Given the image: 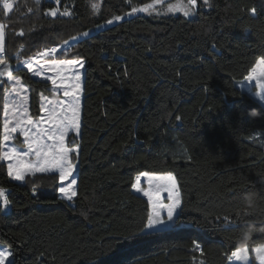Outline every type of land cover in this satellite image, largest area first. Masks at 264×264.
<instances>
[{
	"label": "trees",
	"instance_id": "1",
	"mask_svg": "<svg viewBox=\"0 0 264 264\" xmlns=\"http://www.w3.org/2000/svg\"><path fill=\"white\" fill-rule=\"evenodd\" d=\"M91 1L13 0L11 11L0 4L3 55L12 64L89 33L51 57L85 62L75 198H61L58 175L17 181L0 161L9 202L0 207V244L11 264H227L242 246L256 264L254 249L264 244V104L238 82L264 60V0H196L191 16L132 12L156 0H101L95 13ZM118 15L124 19L107 24ZM13 73L28 85L39 118L42 95L56 96L52 83L26 67ZM8 88L2 80L0 148ZM143 172L175 176L179 226L117 243L150 210L133 188ZM242 221L258 226L250 239L236 227Z\"/></svg>",
	"mask_w": 264,
	"mask_h": 264
},
{
	"label": "snow or ice",
	"instance_id": "2",
	"mask_svg": "<svg viewBox=\"0 0 264 264\" xmlns=\"http://www.w3.org/2000/svg\"><path fill=\"white\" fill-rule=\"evenodd\" d=\"M59 3V0H56ZM159 3V0H157ZM204 4H208V0H203ZM196 0H189L188 5L185 7V15L190 14ZM3 6L5 9L11 11L13 8L12 3L9 0H3ZM97 5L93 4V8ZM147 9L139 10L146 11ZM138 9L133 8L132 12H137ZM250 14L256 16L257 9L251 8ZM59 9L53 8L49 11L48 15L56 17ZM65 16H70V11L62 13ZM124 17L115 16L113 19L108 20L107 24L111 25L114 22L121 21ZM5 25L0 23V54L5 52L4 38H5ZM87 37L88 32L82 33ZM69 42L64 41L67 45ZM55 52L56 49H51ZM41 57L49 55L48 52H40ZM28 71L32 72V63L30 61H23ZM84 61L82 59L68 60L62 62V65H67L66 71L70 73L67 76H61V83L57 85V79L49 77L53 86H57L63 90L65 99L62 102H58L51 109L43 107L42 110L46 113V116H41L39 121L34 123L32 117L27 115V105L25 101L27 96L21 95L25 90L22 87H18L19 82L12 76L10 66L0 70V77H7L12 81L11 92L16 93L19 97L18 100L13 101L11 104L5 105V119L3 120V142H8L14 138V134L18 131L24 136V145L27 151H19L16 147H9L5 143L4 148H0V161H8L7 172L10 177L17 181H24L26 176H35L36 174H54L58 175L59 186L58 193L67 201H72L76 196L74 186L77 184L76 177L73 175L76 169V164L73 163L74 156L78 155L79 145L76 147H69L67 142L68 133L74 132L79 134L81 128V94H82V73L81 69L84 67ZM0 64H6V61L0 58ZM264 64V60L258 64V67ZM49 67H54V64H49ZM255 71V69H253ZM39 75V73H36ZM83 75H86V71ZM249 80L252 76L248 77ZM264 79V76L261 77ZM64 81H71L70 83H64ZM264 89V83L260 85ZM180 117H177L179 120ZM13 121L15 122L13 125ZM47 124L48 127H41V125ZM12 125V126H10ZM36 129L34 132L33 130ZM72 143H75L73 140ZM32 158L29 160V158ZM28 161V162H25ZM21 164L23 165L21 167ZM143 177L148 180L149 187L147 189L140 186V177L136 178V182L133 187L138 192H143L148 197V204L150 210L146 208V215L139 225V230L128 235H121L116 238L117 243H122L125 240L131 241L137 237H145L153 233H159L164 231L175 230L179 225V217L183 212V201L181 196L180 187L176 181V178L170 173L167 176H156L155 174L144 172L141 173ZM156 181V183H154ZM163 181L164 183H159ZM64 182H67L65 186ZM167 192V200L165 203L161 198V192ZM8 200L5 197V190L0 188V207H6ZM236 227L240 229H246L248 223L240 222L236 224ZM197 249L200 248L199 244H196ZM256 259L260 261V264H264V244L258 246L255 249ZM10 251H0V264H4V261L11 256ZM231 258L237 260H243L245 264H248V248L242 246L236 251L231 253ZM11 264V262H9Z\"/></svg>",
	"mask_w": 264,
	"mask_h": 264
},
{
	"label": "rangeland",
	"instance_id": "3",
	"mask_svg": "<svg viewBox=\"0 0 264 264\" xmlns=\"http://www.w3.org/2000/svg\"><path fill=\"white\" fill-rule=\"evenodd\" d=\"M12 1L13 0H11L10 3H13ZM188 3L189 2L187 0H159V3H157V0H156L153 3H150V4L146 5V6L138 8V11L136 13H141V14H145V15H154V16H163V15H166V14H169V13L185 14L184 9L188 5ZM93 4L97 5V7L93 8ZM90 5H91L92 9L94 10V12L97 13L99 11V9H100V6H101V0H92L90 2ZM143 9H147V10L146 11H139V10H143ZM7 11H9V10H7ZM192 13H193V11L190 14H188L187 16H191ZM0 23H2V22H0ZM114 23H117V22H114ZM84 37L85 36H83L82 34H80L78 36H75L74 38H72V39H70L68 41L69 43L67 45H65L63 43L61 46H59L58 48H55V49L57 51L60 48H66L68 46H71L74 43H77L79 40H81ZM4 42H5V38H4ZM44 52H48L49 55L41 57L38 54L35 57L28 58V59H23L18 64H12V63L7 62L4 59V55H3L4 53L0 54V58H2L3 60L6 61V64H0V70H3L5 67L10 66V70L12 71L13 78L19 82L18 87H22L25 90L23 93H21V95L27 96V100L25 101V103H26L27 109H28L27 115L30 116V117H32V115L30 113V89H29L28 85H26L19 76L15 75L13 73V70L16 67H20V66L26 67V65L23 63V61H30L32 63V68L34 69V71H32L31 74L35 78L51 82L49 77H54V78L57 79V85H59L61 83V81H60V77L61 76L70 75V73H68L66 71L67 65L65 64V65L61 66L62 62L68 61V60H57V59L51 58L54 55V53H55V52H52L51 49L50 50H46ZM262 60H263L262 58H260L258 60V62L256 63L255 67L253 68V69H255V71L252 70L250 72V74L246 78H244L243 80L239 81L238 82V86L244 92L250 94L251 96H253L254 98L258 99L259 101H261L264 104V89H262L260 87V85L262 83H264V79H261V77L264 76V64H261L258 67V64H260V62ZM49 64H54V67L50 68ZM36 73H39V75H36ZM81 73H82V94H81L80 119H81V128H82V107H83V98H84V75H83L84 74V67L81 69ZM249 76H252L251 80L248 79ZM2 80H6V82L9 84V88L7 89V92H6L5 105L6 104H11L13 101L18 100L19 97L17 96L16 93L11 92L12 81L9 80L6 76L5 77H0V83L2 82ZM70 82L71 81H64V83H66V84L70 83ZM52 91L54 92V94L56 96L49 97V96H46V95H42V102H41L42 103V108L43 107H47V108L51 109L55 104H57L58 102H62L65 99V97L63 95V90L59 89L57 86H53L52 85ZM41 116H46V113L43 110H42ZM39 118L32 117L33 122L34 123L38 122ZM14 123L15 122L13 121V125H14ZM10 126H12V125H10ZM41 127H48V125L47 124L41 125ZM81 128H80L79 134H76V133L71 132V131L68 133V136H67L66 139H67L69 147H74V148L76 147V145H77L76 142L72 143V141L73 140L76 141V139L79 138L80 133H81ZM33 131L35 132L36 129H34ZM71 135H73L74 137H73V139L71 141V144H69V139H70ZM24 140H25L24 136L18 131L17 133L14 134V138L12 140H10L8 142H3V148H4V150H7V148L5 147V143H6L7 146L16 147L21 152L27 151V148L24 145ZM31 159L32 158L30 157L29 160H31ZM4 162H6V164H8V161H4ZM25 162H28V161H25ZM73 163L76 164V169H75V172L73 173V175L76 177V180H77L78 163H77V161L75 159H73ZM22 166L23 165L21 164V167ZM152 174H155V173H152ZM168 174L169 173L155 174V175L156 176H167ZM170 174L172 176H174L172 173H170ZM138 176L140 178L143 177L141 174L137 175V177ZM146 180H147L146 177L140 179V186L145 188V189H147L149 187V185L147 184ZM135 182H136V179H135ZM64 184H65V186H67V182H64ZM74 189L76 191L77 184L74 186ZM134 191L136 193H138L139 195L145 197L148 200V197L145 196L143 192H138L135 188H134ZM167 197H168V193L161 192V198L163 199V201L165 203L169 202L167 200ZM61 198H63V197H61ZM68 202H72V201H68ZM255 249H254V253H255ZM0 251H10L11 252V250L9 249L8 246L2 245V244H0ZM255 255H256V253H255ZM248 256H249V252H248ZM11 259H12V255L9 256L8 259L4 261V264H9V262H11ZM227 264H245V262L243 260H237L235 258H231V256H230L229 261H228ZM248 264H252L250 256H249V259H248ZM256 264H260V261L257 260V259H256Z\"/></svg>",
	"mask_w": 264,
	"mask_h": 264
},
{
	"label": "clouds",
	"instance_id": "4",
	"mask_svg": "<svg viewBox=\"0 0 264 264\" xmlns=\"http://www.w3.org/2000/svg\"><path fill=\"white\" fill-rule=\"evenodd\" d=\"M253 116H258L260 115V113L256 110H253L252 113H251ZM246 202L249 204V206H252L254 201L252 200V198L250 196H247L246 197ZM257 224L255 222H249L248 223V227L246 228L245 230V233H244V239L247 240V239H250L253 232L257 230ZM260 230H264V227H261Z\"/></svg>",
	"mask_w": 264,
	"mask_h": 264
},
{
	"label": "built area",
	"instance_id": "5",
	"mask_svg": "<svg viewBox=\"0 0 264 264\" xmlns=\"http://www.w3.org/2000/svg\"><path fill=\"white\" fill-rule=\"evenodd\" d=\"M11 0H9V2H10ZM0 4H2L3 5V0H0ZM5 197L8 199V194H7V192L5 191ZM5 209H7V206L6 207H4Z\"/></svg>",
	"mask_w": 264,
	"mask_h": 264
}]
</instances>
